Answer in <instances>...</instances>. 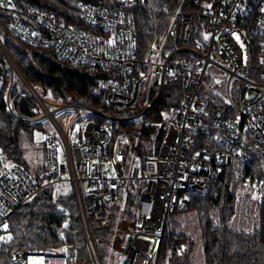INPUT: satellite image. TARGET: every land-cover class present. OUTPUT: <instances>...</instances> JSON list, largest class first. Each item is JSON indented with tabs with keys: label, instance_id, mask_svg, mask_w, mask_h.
<instances>
[{
	"label": "built area",
	"instance_id": "2783aa9c",
	"mask_svg": "<svg viewBox=\"0 0 264 264\" xmlns=\"http://www.w3.org/2000/svg\"><path fill=\"white\" fill-rule=\"evenodd\" d=\"M93 1L80 4L78 27L33 6L0 8L7 14L5 28L11 35L51 50L61 62L101 74L94 95L111 110L138 108L141 86L152 78L145 109L110 116L43 97L0 39V83L4 66L10 77L8 112L22 122L49 127L42 144L43 168L36 176L5 163L0 154V230L45 189L64 215L59 250L15 252V264H78L76 245L66 243L71 213L60 201L64 197L74 205L90 263L104 264L90 221H106L108 203L122 207L128 194L138 195L134 229L124 239L117 264H170L173 255L185 253L178 238L164 240L170 216L189 206L190 194L205 195L211 175L232 163L248 166L264 154V0H186L167 46L160 48L157 29L144 52L136 43L132 10L149 0ZM154 23L156 28V17ZM14 79L22 87L19 94L33 102L35 115L16 114L9 95ZM172 81L180 86L179 104L157 124L150 155H136L127 173L128 140L122 134L112 138L108 125L139 120ZM61 113L73 116L66 128L57 118ZM250 183V176H242L240 189Z\"/></svg>",
	"mask_w": 264,
	"mask_h": 264
},
{
	"label": "trees",
	"instance_id": "16d2710c",
	"mask_svg": "<svg viewBox=\"0 0 264 264\" xmlns=\"http://www.w3.org/2000/svg\"><path fill=\"white\" fill-rule=\"evenodd\" d=\"M174 1L176 0H151L153 9L145 1L133 8L136 43L140 52L147 48L155 31H162L163 25L170 21L169 9L166 7ZM82 2L94 1L12 0L15 8L33 6L52 13L74 27L82 25ZM6 15L0 12V39L25 78L43 97L57 102L83 104L114 117L136 112L137 107L123 111L107 108L94 95L101 74H93L85 68L61 62L51 50L29 46L11 35L5 28ZM155 17L158 21L156 28ZM9 82V73L4 69L0 83V154L5 163L17 164L28 174L36 176L43 168L44 161L34 168L30 167L23 144L32 143L37 132L45 137L49 131L42 123H25L8 112L6 94ZM20 90V83L14 79L9 95L14 99L16 114L35 115L33 102L19 94ZM179 95L178 82H167L157 105L143 116L140 128L135 130L130 124L111 123L108 127L112 138L124 135L128 140L129 150L133 149L141 158L148 157L156 125L166 115L172 114L179 104ZM244 175L250 176L251 183L243 191L244 195L240 196L237 191ZM251 195L255 200H250ZM189 198V206L183 213L193 214L196 219L203 264H264V154L257 155L248 166L232 163L218 174L211 175L207 193L203 196L190 194ZM137 200L138 195L128 194L121 208L110 201L106 221H90L100 257L104 246L108 247V252L123 251V240L134 229L133 208ZM60 201L71 213V223L65 232L66 243L76 245L81 241L82 235L74 205L69 198L64 197ZM118 212L121 219L116 222ZM63 220V213L51 204L49 190L39 192L7 220L6 229L3 227L0 230L4 239L0 243V264H15L11 258L15 252L58 251L63 244L60 237ZM232 223L239 224L242 228L232 229ZM176 238L177 242L185 246V253L173 255L170 264H191L190 256L195 242L184 232L174 235L168 229L165 231V241L176 242Z\"/></svg>",
	"mask_w": 264,
	"mask_h": 264
},
{
	"label": "rangeland",
	"instance_id": "374dc122",
	"mask_svg": "<svg viewBox=\"0 0 264 264\" xmlns=\"http://www.w3.org/2000/svg\"><path fill=\"white\" fill-rule=\"evenodd\" d=\"M186 0H176L174 1L171 5H168L166 8L169 9V15L168 17L170 18L168 22H166L163 25V28L160 31L162 39L159 42L160 48H164L167 46L168 42V37L170 36L172 32V28L174 25V22L176 18L181 15L182 13V8L185 4ZM148 5L150 6L151 9L154 8V6L151 4V0H149ZM6 69V67L4 66ZM151 84H152V78H149L144 81L143 85L141 86V91H140V98H139V103H138V108L136 112H140L141 110L145 109L146 106L148 105V100L150 99V90H151ZM21 87V85H20ZM22 91V87L21 90ZM72 115L71 114H65L61 113L57 115L58 120L62 123V125L66 128L69 123L72 120ZM132 125V127L137 130L140 128V126L143 124V117H141L139 120L132 122V123H126ZM46 127L49 129L48 125L45 123ZM108 125V124H107ZM77 125L73 124L72 129H75ZM157 127V125H156ZM156 133V131H155ZM44 140V136L40 133H36L34 137V141L32 143H24L23 144V149L25 152V158L27 162L29 163L30 167H36L37 165L41 164L44 161V156L42 153V143ZM136 156L135 151L132 149L129 150V156L127 160V165H126V171L127 173L130 171L132 162ZM68 186L65 185V189H67ZM238 195H244L243 190L240 188L237 191ZM255 200V197L251 195L250 200ZM247 204H249L247 202ZM120 207V206H119ZM121 208V207H120ZM119 212L116 217V222L120 221L121 216H119ZM232 229H241L239 224L232 223L231 224ZM167 229L169 233L171 234H178L181 232L186 233L189 235L193 241L195 242V248L193 252L191 253V264H203L202 261V255H201V248H200V243H199V238H198V228L196 224V219L193 214H187V213H176L172 216H170L169 221H168V226ZM125 239V238H124ZM3 239H0L2 241ZM77 247V263L78 264H91L88 258V252L85 246V243L83 241H80L78 244H76ZM155 247H156V241L152 240L151 241V247H150V254L153 255L155 252ZM124 248V240L123 244L121 245V249ZM109 249L107 246H104V249L100 252L102 261L104 264H117L119 257L122 255V251H111L108 252Z\"/></svg>",
	"mask_w": 264,
	"mask_h": 264
},
{
	"label": "snow or ice",
	"instance_id": "6c2138e0",
	"mask_svg": "<svg viewBox=\"0 0 264 264\" xmlns=\"http://www.w3.org/2000/svg\"><path fill=\"white\" fill-rule=\"evenodd\" d=\"M8 6L14 7V5H12V0H0V8L8 7ZM109 43H112V41H109ZM4 227L6 229L7 225L5 224ZM0 239H3V238L0 237ZM9 239H11V237H9Z\"/></svg>",
	"mask_w": 264,
	"mask_h": 264
},
{
	"label": "water",
	"instance_id": "95a60500",
	"mask_svg": "<svg viewBox=\"0 0 264 264\" xmlns=\"http://www.w3.org/2000/svg\"><path fill=\"white\" fill-rule=\"evenodd\" d=\"M120 261L122 260V257H120V259H119Z\"/></svg>",
	"mask_w": 264,
	"mask_h": 264
}]
</instances>
